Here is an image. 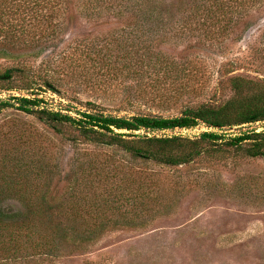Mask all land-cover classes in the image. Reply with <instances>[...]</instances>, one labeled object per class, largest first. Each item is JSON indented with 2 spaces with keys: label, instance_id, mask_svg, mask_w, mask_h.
<instances>
[{
  "label": "trees",
  "instance_id": "16d2710c",
  "mask_svg": "<svg viewBox=\"0 0 264 264\" xmlns=\"http://www.w3.org/2000/svg\"><path fill=\"white\" fill-rule=\"evenodd\" d=\"M78 1L80 8L89 11L88 16L107 10L118 12L119 17L129 14L140 22L126 39H118L114 53L107 46L74 44L64 38L65 28L75 22L73 0H3L0 60L11 65L0 72V91L34 92L38 87L62 95L67 92L66 80H72L97 92L108 89L117 77H148L160 86L170 80L179 96L185 87L201 80L198 73L190 72L184 85L181 72L176 71L180 63L169 61V55L155 48L154 38L171 35L164 27L169 11L162 0L151 4L150 0ZM210 1L207 20L226 22L221 27L226 33L228 25L239 28L243 10H253L261 0ZM215 35L216 31H210L207 37ZM41 58L37 70L33 63ZM169 66L175 70L169 71ZM241 68L237 62H228L218 71L220 86L233 93L228 101L186 105L174 118L107 115L95 103H87L88 109L73 117L43 108L44 101L37 98L0 99V114L17 104L19 111L36 117L62 139L71 138L76 147L105 150L104 154L76 151L74 183L64 197L46 196L58 168L53 156L13 154L0 158V263L45 261L59 256L62 246L92 243L112 227L138 225V220L142 226L155 209V197L162 195H158L157 186L160 176L139 163L180 168L204 158L264 160V132L235 137L225 134L227 128L264 123V79L240 73ZM171 106L160 107L169 110ZM200 125L209 131L194 139L154 135ZM71 131L77 135L66 137ZM141 131L146 135L136 134ZM39 194L43 196L36 197Z\"/></svg>",
  "mask_w": 264,
  "mask_h": 264
},
{
  "label": "rangeland",
  "instance_id": "374dc122",
  "mask_svg": "<svg viewBox=\"0 0 264 264\" xmlns=\"http://www.w3.org/2000/svg\"><path fill=\"white\" fill-rule=\"evenodd\" d=\"M73 1L75 22L65 28L63 36L74 44L86 42L99 48L107 46L115 53L118 39L122 36L126 39L140 22L129 14L119 17L118 12L107 10L88 16L89 11L80 8L78 0ZM162 1L169 11L164 27L171 35L164 39L154 38L155 48L169 55V61L180 63L176 71L181 72L184 85L190 72L198 73L201 79L190 88L185 87L179 96L177 86L170 80L169 84L160 86L148 77H117L103 91L95 92L86 84L66 80L64 89L67 92L62 95L36 87L34 92L0 91V99L37 98L44 101L43 108L73 117H77L78 111H86L87 103H95L107 115L174 118L180 115L183 106L223 103L232 97L233 93L219 84L218 71L223 64L237 62L242 67L240 73L264 79V0L253 10L245 8L239 28L228 25L226 33L221 32L226 22L207 20L212 7L210 0ZM196 10L199 12L194 13ZM233 19L234 23L236 18ZM210 31H216V35L208 38ZM42 61L41 58L33 63L34 68L38 70ZM10 65L0 60V72ZM171 70L175 69L169 66ZM167 103L172 105L169 110L160 107ZM15 105L0 114V158L13 154L18 157L29 154L35 157L42 153L53 156L58 168L46 196L64 197L74 183L76 151L104 154L105 150L87 145L76 147L71 138L62 139ZM225 131L229 137L251 131L262 133L264 123ZM205 132L208 129L200 125L192 130L158 132L156 136L194 139ZM136 134L146 135L144 131ZM76 135L71 131L66 137ZM139 166L160 176L161 182L157 181L159 191H156L162 195L155 197L158 199L153 206L155 209L142 226L138 220V225L112 227L92 243L62 246L59 256L45 261L0 264H264V160L204 158L180 168L160 167L153 163H139ZM41 196L43 194L36 195Z\"/></svg>",
  "mask_w": 264,
  "mask_h": 264
},
{
  "label": "water",
  "instance_id": "95a60500",
  "mask_svg": "<svg viewBox=\"0 0 264 264\" xmlns=\"http://www.w3.org/2000/svg\"><path fill=\"white\" fill-rule=\"evenodd\" d=\"M11 93H14V92H11ZM17 94V93H16ZM19 95V94H18ZM25 96V95H24ZM28 96H25V98H27ZM208 129V128H207ZM178 130H180V129H177V131ZM181 131H183V130H181ZM186 131V130H185ZM208 131H209V129H208ZM164 132H167V131H163V132H159V133H164ZM154 135H158V132L157 133H154Z\"/></svg>",
  "mask_w": 264,
  "mask_h": 264
}]
</instances>
